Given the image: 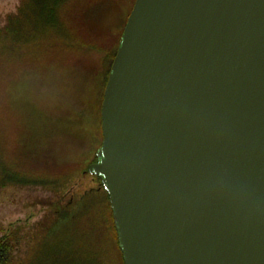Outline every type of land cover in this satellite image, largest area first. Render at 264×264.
<instances>
[{"label":"water","instance_id":"obj_1","mask_svg":"<svg viewBox=\"0 0 264 264\" xmlns=\"http://www.w3.org/2000/svg\"><path fill=\"white\" fill-rule=\"evenodd\" d=\"M101 129L124 264H264V0H135Z\"/></svg>","mask_w":264,"mask_h":264},{"label":"trees","instance_id":"obj_2","mask_svg":"<svg viewBox=\"0 0 264 264\" xmlns=\"http://www.w3.org/2000/svg\"><path fill=\"white\" fill-rule=\"evenodd\" d=\"M129 1L123 27L112 34L100 19L114 13L118 0H0V264H124L109 195L88 167L98 161L103 141V93L135 2ZM34 67L77 71L78 81L98 86V116L90 121H97L95 127L84 123L85 108L77 111L82 120H74V114L60 117L66 128L75 129L72 141L84 148L87 140L94 152L85 164L55 177L23 172L13 158L17 127L7 88ZM77 92L69 96L71 102L78 101ZM87 177L97 187L74 195ZM69 193L68 206L59 207Z\"/></svg>","mask_w":264,"mask_h":264},{"label":"rangeland","instance_id":"obj_3","mask_svg":"<svg viewBox=\"0 0 264 264\" xmlns=\"http://www.w3.org/2000/svg\"><path fill=\"white\" fill-rule=\"evenodd\" d=\"M118 2L117 9L111 16L100 19L102 26L109 29L112 34H117L123 27V18L131 6L129 0ZM81 77L77 71L70 69L27 68L19 74L16 82L7 88L6 103L11 107L10 113L13 114L12 117L16 121L14 126L17 127V130L13 131V136L19 144L12 146V148L15 146L13 158L17 159V166L21 171L55 177L68 173L75 168L74 166L83 165L91 158L94 144L89 143L84 148L78 146L76 140L72 141L71 138L77 137L72 134L75 129L66 128L60 121L61 115L64 114H74V120H82L77 118V111L85 108L87 113L83 117L84 123L96 126L97 121L92 125L90 121L98 116L99 105L96 102L98 86L78 81ZM73 92H77L74 97L78 101L71 102L69 96ZM3 120L5 125L7 119ZM83 149L89 150V153ZM90 179L91 177H87V181L80 182L72 193L78 196V192L80 194L85 189L97 187V182L91 183ZM72 193L61 198L58 206L67 207ZM76 201L77 198L74 199V202Z\"/></svg>","mask_w":264,"mask_h":264},{"label":"flooded vegetation","instance_id":"obj_4","mask_svg":"<svg viewBox=\"0 0 264 264\" xmlns=\"http://www.w3.org/2000/svg\"><path fill=\"white\" fill-rule=\"evenodd\" d=\"M87 144H89V142H87V140L85 141V143L83 144V147L85 146V147H87L88 145ZM87 145V146H86ZM85 152H87V153H89V150H85V149H83ZM85 155V154H84Z\"/></svg>","mask_w":264,"mask_h":264}]
</instances>
